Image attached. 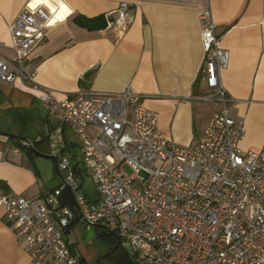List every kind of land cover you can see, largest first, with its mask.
<instances>
[{
    "label": "built area",
    "instance_id": "obj_1",
    "mask_svg": "<svg viewBox=\"0 0 264 264\" xmlns=\"http://www.w3.org/2000/svg\"><path fill=\"white\" fill-rule=\"evenodd\" d=\"M130 9L121 3L119 16ZM51 19L38 7L23 10L9 25L14 55L0 51V84L34 83L26 58L43 43ZM198 20L204 48L198 83L210 93L207 101L220 107L187 149L160 131L157 113L144 108L130 88L58 100L33 84L46 113L75 129L98 198L82 194L74 168L61 155L59 188L38 199L1 195L5 219L23 239L29 264H83L68 243L73 216L58 203L65 187L75 195L78 223L117 230L139 264H264V148L242 149L245 120L231 115L236 101L221 78L229 53L211 13H200ZM22 147L34 144L23 141Z\"/></svg>",
    "mask_w": 264,
    "mask_h": 264
},
{
    "label": "crops",
    "instance_id": "obj_2",
    "mask_svg": "<svg viewBox=\"0 0 264 264\" xmlns=\"http://www.w3.org/2000/svg\"><path fill=\"white\" fill-rule=\"evenodd\" d=\"M124 2L131 9L119 16ZM38 7L54 18L43 43L26 58L35 72L34 83L18 79L0 84V118H5L0 125L12 119L13 125L31 122L42 130L24 139L18 124L14 130L0 128V196L38 199L62 184L54 161L35 152L30 159L19 150L18 141L32 142L41 154L66 157L72 167L83 169L85 179L75 129L46 113L33 84L58 100L89 90L119 95L130 88L144 108L157 113L160 131L178 147L187 149L199 139L220 107L207 101L210 93L198 83L204 58L198 15L207 11L222 38L221 47L229 53L221 78L236 101L231 115L245 120L241 147L264 148V0H0L2 54L14 55L9 25L23 10ZM100 17L104 21L94 24L102 28L82 25L84 19ZM88 132L92 134L94 128ZM77 179L82 194L96 201L91 179L89 188L86 180ZM78 224L68 236L77 259L83 264H119L114 256L103 260L116 238L102 240L97 229L103 227ZM29 262L23 239L11 229L0 205V264Z\"/></svg>",
    "mask_w": 264,
    "mask_h": 264
},
{
    "label": "trees",
    "instance_id": "obj_3",
    "mask_svg": "<svg viewBox=\"0 0 264 264\" xmlns=\"http://www.w3.org/2000/svg\"><path fill=\"white\" fill-rule=\"evenodd\" d=\"M84 20H85V22L82 25H85L87 27H94V28H96V27L102 28L103 27L102 25L98 26V25L94 24L95 22H103L104 21L103 17L96 18L94 20H88V19H84ZM24 141H26V140H24ZM18 148L21 151L25 152L26 155L30 159H32L35 156L34 155V152H35L34 149L36 148V145H34L33 148H24V147H22V141H18ZM74 171H75L76 178H81L82 179L81 181H85L84 177L81 174V172L83 171L82 168L80 170H78L77 168L74 167ZM74 225L75 224H73V226ZM101 227H103V228L97 229V235L100 239L105 240V241H109L111 238L117 239L116 245L111 250V252L104 257L103 260L114 256L117 259V261L119 262V264H139L136 260V257L130 256L127 253V251H125V249L123 248L122 241H121V238H120L117 230H111V229L104 227V226H101Z\"/></svg>",
    "mask_w": 264,
    "mask_h": 264
},
{
    "label": "rangeland",
    "instance_id": "obj_4",
    "mask_svg": "<svg viewBox=\"0 0 264 264\" xmlns=\"http://www.w3.org/2000/svg\"><path fill=\"white\" fill-rule=\"evenodd\" d=\"M0 119H5V118L2 117ZM11 122H12V119H7L6 123L4 124V126L0 125L1 130H11V129L14 130L18 123L15 122V124L13 125V124H11ZM18 126L21 128V131L23 130V132L21 134H22V138H24V139L34 138L38 134V131H40V133H41V130H42V129H39L37 127V125H36L37 128H35L32 125L31 122L28 125H26V122H24V124H23V122H19ZM6 132L8 133V131H6ZM78 153H79V156H80L81 155V151L79 150ZM123 169L128 175H132L131 170L127 166H124ZM84 175H85V180H86L85 188H87V187L89 188V186H90L89 179H91V172L90 171H86ZM91 195H92V193H91ZM78 225H83L84 226V224L81 223V222Z\"/></svg>",
    "mask_w": 264,
    "mask_h": 264
},
{
    "label": "water",
    "instance_id": "obj_5",
    "mask_svg": "<svg viewBox=\"0 0 264 264\" xmlns=\"http://www.w3.org/2000/svg\"><path fill=\"white\" fill-rule=\"evenodd\" d=\"M34 151L40 157H43L45 159H50V160L54 161L56 167H58V160H57L56 157L47 156V155L41 154L38 151H36L35 149H34ZM58 203L62 207L68 209L71 212V214L73 216V223L74 224L79 222V216H81V212H80V210L78 208L75 195H74V193L71 191V189L69 187H65L61 191V194L58 197Z\"/></svg>",
    "mask_w": 264,
    "mask_h": 264
},
{
    "label": "bare ground",
    "instance_id": "obj_6",
    "mask_svg": "<svg viewBox=\"0 0 264 264\" xmlns=\"http://www.w3.org/2000/svg\"><path fill=\"white\" fill-rule=\"evenodd\" d=\"M59 17V16H58ZM54 18V16L52 17V19ZM55 18H57V16L55 17ZM52 19L50 20V22L52 21Z\"/></svg>",
    "mask_w": 264,
    "mask_h": 264
}]
</instances>
